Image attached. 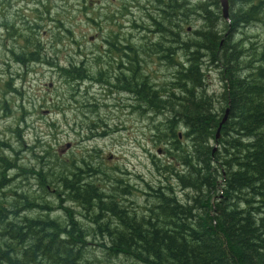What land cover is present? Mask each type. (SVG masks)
Wrapping results in <instances>:
<instances>
[{
	"label": "rangeland",
	"instance_id": "rangeland-1",
	"mask_svg": "<svg viewBox=\"0 0 264 264\" xmlns=\"http://www.w3.org/2000/svg\"><path fill=\"white\" fill-rule=\"evenodd\" d=\"M3 1L0 225L14 231L22 248L32 243L29 227H34L25 223L35 219L59 229L65 242L60 252L75 259L92 264H147L141 255L114 248L112 232L121 228L122 221L103 210L105 204L116 200L117 212L126 211L127 218L141 221L159 205L160 192L180 204L192 203L196 192L183 189L178 180L184 167L177 146L190 151L192 142L179 114L171 109L174 103L159 108L158 101L142 99L136 89L146 83L148 93L157 90L167 101L173 100L171 91L185 99L181 90H173L183 86L181 79L175 82L174 74L189 65L191 52H197L206 76L204 97L211 99L220 122L228 109L222 75L209 64L210 52L197 48L199 43L194 41L207 25L215 24L222 31L225 21L230 22L223 17L220 1L177 0L181 13L193 20L184 23L182 30V44L188 43V50L186 45L177 49L168 42L166 31L175 24L165 21L161 10L170 0L153 1L146 9L138 7L145 0ZM254 1L261 2L260 16L235 36L247 54L244 74L264 56V0ZM48 5L51 13L45 14ZM189 26L192 31L187 33ZM103 36L111 38L116 54L104 53L109 46L101 42ZM27 41L34 45L28 47ZM35 44L40 45L39 62L24 65L14 57ZM147 44L151 50L142 53ZM164 47L174 53L163 51ZM132 69H136L135 83ZM222 128L219 138L210 143L214 152L222 149ZM5 161L11 166L2 168ZM70 174L105 197L91 202L93 206L73 200L75 193L57 180ZM64 230L74 235L62 234Z\"/></svg>",
	"mask_w": 264,
	"mask_h": 264
},
{
	"label": "trees",
	"instance_id": "trees-1",
	"mask_svg": "<svg viewBox=\"0 0 264 264\" xmlns=\"http://www.w3.org/2000/svg\"><path fill=\"white\" fill-rule=\"evenodd\" d=\"M229 4L230 22L225 21L224 30L211 23L194 40L199 43L197 48L210 52L209 64L222 75L224 100L230 112L222 128L220 151L214 152L210 143L216 140L214 131L225 116L219 122L211 99L204 97L206 76L197 52L190 55L189 67L180 74L183 86L173 89L181 90L185 99L176 96V91L167 94L173 99L167 101L157 90L148 93L147 86L138 84L136 89L137 96L158 101L159 108L174 103L171 109L179 114L192 142L190 151L176 145L184 167L178 180L183 189L196 192L192 203L187 204L160 192L159 205L141 221L134 216L127 218L126 211L117 212L116 200L105 204L103 210L122 221L121 228L112 232L114 248L130 251L135 257L141 255L147 264H264V56L259 57V65L251 73L244 74L247 54L242 41L235 38L242 26L260 16L261 2L229 0ZM27 45L34 44L27 41ZM39 47L35 44V48L24 49L14 57L24 65L37 63ZM179 100L183 101L181 107ZM1 166L11 165L5 161ZM57 180L75 193L72 199L81 205L105 197L90 184H80L82 180L72 174L63 179L58 176ZM94 205L101 208L99 203ZM28 223L34 227H29L32 243L26 248L13 237V230L0 225V264H92L60 252L65 242L59 229L35 219L25 225ZM62 234L74 235L67 230Z\"/></svg>",
	"mask_w": 264,
	"mask_h": 264
},
{
	"label": "flooded vegetation",
	"instance_id": "flooded-vegetation-1",
	"mask_svg": "<svg viewBox=\"0 0 264 264\" xmlns=\"http://www.w3.org/2000/svg\"><path fill=\"white\" fill-rule=\"evenodd\" d=\"M39 2H42L41 0H38ZM52 0H47L48 3H50ZM153 1H156L158 3H161V4H165L167 3V0H145V3L143 5H141L139 2H138V7L140 8H143V9H146V7H149L150 3L153 2ZM171 3H168L165 7H163V9L161 10V12L163 13V16H164V19L165 21H167L168 23H174L175 26L173 27L172 30L169 31V39H168V42L170 45H176L177 46V49L181 48L182 45H187L189 46L188 43H183L182 44V30H183V25L184 23L187 24V22H193V20L190 18V17H185L184 14L181 13V10L180 8L182 7L181 5H178L177 4V0H175V2H173V0H170ZM155 3V2H154ZM156 5V3H155ZM4 8V1L3 0H0V13L1 11L3 10ZM51 5H48V10L46 11L45 14H50L51 13ZM110 23L113 24L112 21H110ZM192 31V27H188L187 28V33H190ZM101 42L102 43H105L109 46V48L107 50L104 51L105 54H108V55H113V54H116L118 51V48L115 46V44L111 41V38L109 37H101ZM148 47H142L143 50H142V53H147L148 51L151 50V45H146ZM163 51H166V52H170L171 54H173L174 52H172L171 49H168L167 47H164L163 48ZM192 54L195 53V52H191ZM189 63V62H188ZM189 67V65L187 66H183L179 71L178 73L175 72V76L176 77V81L175 82H178L181 78L180 74L183 72V70H186L187 68ZM132 73H133V77H132V81L135 83V76H134V73L136 71V69H132L131 70ZM141 86H147L146 83H143L141 84ZM128 92H131L130 90H128ZM163 98V97H162ZM181 99V98H180ZM179 103H180V100H179ZM180 107H181V104H180ZM123 183V182H122ZM125 190V189H124Z\"/></svg>",
	"mask_w": 264,
	"mask_h": 264
},
{
	"label": "water",
	"instance_id": "water-1",
	"mask_svg": "<svg viewBox=\"0 0 264 264\" xmlns=\"http://www.w3.org/2000/svg\"><path fill=\"white\" fill-rule=\"evenodd\" d=\"M219 1L221 3V6H222L224 19H229V10H230L229 0H219ZM229 112H230V110L228 109L226 111V115H225L223 121L221 122L219 129H218L217 138H219V132H220L222 126L225 124V122L228 119Z\"/></svg>",
	"mask_w": 264,
	"mask_h": 264
}]
</instances>
